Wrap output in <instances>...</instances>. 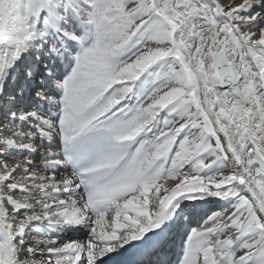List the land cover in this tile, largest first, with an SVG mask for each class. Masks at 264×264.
Segmentation results:
<instances>
[{
	"label": "snow or ice",
	"instance_id": "1",
	"mask_svg": "<svg viewBox=\"0 0 264 264\" xmlns=\"http://www.w3.org/2000/svg\"><path fill=\"white\" fill-rule=\"evenodd\" d=\"M0 264H264V0H0Z\"/></svg>",
	"mask_w": 264,
	"mask_h": 264
}]
</instances>
